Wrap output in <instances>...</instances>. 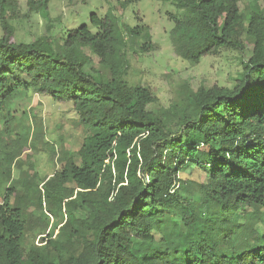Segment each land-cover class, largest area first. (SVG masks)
Segmentation results:
<instances>
[{
	"label": "trees",
	"instance_id": "trees-1",
	"mask_svg": "<svg viewBox=\"0 0 264 264\" xmlns=\"http://www.w3.org/2000/svg\"><path fill=\"white\" fill-rule=\"evenodd\" d=\"M251 1L173 0L175 55L196 66L235 50L243 71L233 88L200 86L167 110L125 77L132 46L156 49L148 26L123 21L127 0L32 43L7 20L17 0H0V264H264V0ZM86 49L111 81L85 71ZM34 95L71 103L86 133L38 199L5 165L19 158L14 104ZM192 169L206 181L181 177ZM44 205L60 213L53 225L34 213Z\"/></svg>",
	"mask_w": 264,
	"mask_h": 264
},
{
	"label": "rangeland",
	"instance_id": "rangeland-1",
	"mask_svg": "<svg viewBox=\"0 0 264 264\" xmlns=\"http://www.w3.org/2000/svg\"><path fill=\"white\" fill-rule=\"evenodd\" d=\"M33 1L36 5L32 8L28 4L29 0H17L16 9L5 10L7 20L15 28L19 42L32 43L45 35L59 37L62 32L68 33L76 27L89 25L92 14L105 15L109 10V3L116 5L117 1L126 0ZM127 1L128 7L123 21L132 28L142 24L148 26L156 49L143 53L136 46H132L125 77L132 85L148 87L154 92L159 99L158 105L154 107L167 110L180 108L184 102L187 103V94L196 92L200 86H235L236 79L243 71L242 55L239 52L223 50L219 55L203 58L196 66L175 55L170 43V33L174 25L169 15L181 11L177 10L173 0ZM251 2L241 0V9L247 8ZM121 13L118 9L117 17H121ZM1 35L0 24V37ZM145 37V32H140L136 38L139 43L144 44ZM242 41L248 48L246 54H251L252 41L246 33L243 34ZM85 53L91 58L85 71L90 74L98 72L104 82L111 81L110 68L100 66L98 57L89 50L86 49ZM16 108V124L21 129L15 130L12 139H18L19 142L8 151L13 156L19 155V158L6 160L5 165L12 172L13 179H29L33 194L38 199L43 183L63 169L64 164L60 159L62 152L67 157L77 152L86 133L79 124L78 115L71 103H58L47 95H34L30 102L15 103L13 109ZM2 126L3 123L0 122V129ZM6 138L3 136L1 142H5ZM181 177L195 182L206 181L205 174H201L198 169L189 170ZM16 185L19 186L17 181ZM3 194V188L0 187V203ZM249 211L251 210L244 209L241 212ZM34 213L50 225L60 215L46 205Z\"/></svg>",
	"mask_w": 264,
	"mask_h": 264
}]
</instances>
